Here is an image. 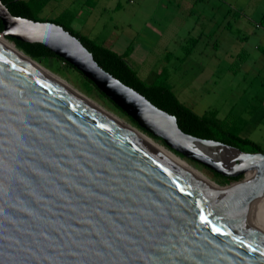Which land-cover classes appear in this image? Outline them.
<instances>
[{
    "label": "water",
    "instance_id": "water-1",
    "mask_svg": "<svg viewBox=\"0 0 264 264\" xmlns=\"http://www.w3.org/2000/svg\"><path fill=\"white\" fill-rule=\"evenodd\" d=\"M0 22L1 35L47 47L173 152L242 176L192 181L0 44V264H264V152L185 133L59 23L1 0Z\"/></svg>",
    "mask_w": 264,
    "mask_h": 264
},
{
    "label": "rangeland",
    "instance_id": "rangeland-1",
    "mask_svg": "<svg viewBox=\"0 0 264 264\" xmlns=\"http://www.w3.org/2000/svg\"><path fill=\"white\" fill-rule=\"evenodd\" d=\"M91 1L92 0H64L55 11L50 12L48 9L40 8L35 13V17L38 18V20L57 21L77 31V28L71 26L69 23V14L66 12L60 14V12L62 9L65 11L69 6L74 10L73 13H77L81 7H83V11L88 9L89 6H93ZM163 2L164 0H136V5L141 4L142 12H145L144 15L150 14L151 22L157 20L161 25V29L169 20L168 17L172 14H177L179 20L184 19L187 22H195L199 18L198 12H202L200 3L194 5L193 8L191 4L185 2L180 3L178 7L176 5V7L173 6L170 11L164 14ZM211 4L219 10L220 15L217 16L218 19L216 18L218 22H221L224 18L223 14L227 10L231 13L229 17L231 20L236 18L237 15H240L242 20L246 23V29H244V31L247 38H239L241 34L233 27L232 32H228L230 36L229 41L231 43L227 42L222 44L221 48L216 51L211 47L213 44L212 38H206V36H204L203 39L206 40V44H202V46H204L202 50L204 53H208V55H204L201 58H192V61L186 66L174 68L168 80L167 77L169 74L166 68V84L182 103L192 108L197 114L205 115L211 110H218L219 114L216 116L222 126L231 129L238 135H246V138L257 143L264 152V112L259 114L256 109V106L259 105L264 95V63L262 65L253 63L254 59L262 53V50L255 48L254 45L257 43L264 45V28L256 27V24H264V0H212ZM192 8L195 11L194 14L190 13ZM41 9L42 11L40 12ZM208 10L210 11V8H208ZM113 16L115 18L114 20L117 21H119L122 16L124 20L129 19L136 21V19L132 18L129 14H121L120 16L117 13ZM203 16L200 17V20H203ZM206 16L207 15H205V18H207ZM189 29L191 28H186L187 31ZM80 33L87 36V33ZM106 34V31L105 33H98V42H101ZM192 41L193 39L188 40L184 49L180 52L184 53L186 51L185 48H189V50L193 48L194 44ZM245 50L248 53L247 55L244 54ZM213 51L219 55V58L215 60L209 58L210 53ZM226 51L234 55L238 52L241 53L238 57H234V59L230 60L224 57ZM138 52L139 51H137L136 56L139 55ZM245 56L248 57V60L245 59ZM249 57L251 58L250 60ZM38 61L45 68L57 76H61L60 78L66 80L67 83L105 110L136 126V124H134L130 118L102 92L96 87L89 86L85 77L78 70L53 57L39 59ZM129 62L134 70L138 72L136 67V65H138V60L132 58ZM151 68L153 72H156L159 65L154 66L153 64ZM157 77L158 75L155 79ZM145 81L149 82V79H145ZM152 138L164 145L160 139L155 137ZM179 156L200 170L219 186H226L236 181L225 180L222 177L216 176L205 166L187 157Z\"/></svg>",
    "mask_w": 264,
    "mask_h": 264
},
{
    "label": "crops",
    "instance_id": "crops-1",
    "mask_svg": "<svg viewBox=\"0 0 264 264\" xmlns=\"http://www.w3.org/2000/svg\"><path fill=\"white\" fill-rule=\"evenodd\" d=\"M44 1V5L41 8L48 9V11L52 12L60 7V4L64 0ZM211 1L212 0H164V14L170 11L173 6L176 5L178 7L180 3L185 2L191 4V7L200 3L202 12H198L199 18L195 22H187L184 19L179 20L177 14H172L168 17L169 20L162 26V29L157 20L151 22L150 14L144 15L145 12H142V5H136V0H92L91 4L93 6H89L88 9L82 11L83 7H81L77 13H73L74 10L69 6V8L66 9L67 11H63L62 9L60 14L64 12L69 14V23L71 26L76 27L79 32L87 33V36L96 42H98L97 34L105 33L106 31V36L104 38L102 37L103 40L98 43L114 50L118 54L124 53L128 46L132 44V51L130 55L127 56L128 61L132 58L138 60V65H136L138 76L144 81L145 79H149L147 83H152L155 77L160 72L165 71L166 68L169 74L167 77L168 80L174 68L186 66L192 61V58L195 59V57L201 58L204 55L207 56L208 53H204L202 50L204 47L202 44H206V40L203 39L204 36H206V38H212L213 44L211 47L216 51L221 48L222 44L230 42L228 32H232L233 27L241 34L239 38H247L244 31V29H246V23L242 20L241 16L237 15L236 18L231 20L229 18L231 13L227 10L223 14L224 18L222 20L220 19L221 22H218L216 18L220 15L219 10L211 4ZM193 8L190 11L191 14L195 13ZM208 8H210V11ZM117 13L120 16L121 14H129L132 18H135L136 21L129 19L124 20L122 18L123 16L119 21L114 20L115 18L113 15ZM205 15H207V18H205ZM201 16H203V20H200ZM187 27L191 29L187 31ZM256 27L264 28V24H256ZM190 39H193V48L190 50L189 48H185L186 51L181 53L180 51L184 49L185 44ZM254 47L261 49L262 53L254 59L253 63L262 65L264 63V45L257 43ZM137 51H139L138 56H136ZM240 53L241 52H238L234 55L226 51L224 57L232 60L234 57H238ZM244 54H248L246 50ZM246 57L247 56H245V59L248 60V57ZM209 58L215 60L219 58V55L213 51L210 53ZM250 59L249 57V60ZM153 64L154 66L159 65L156 72L152 71L151 67H153ZM256 109L259 114L264 112V95L259 105L256 106ZM218 114L219 111L216 110V115ZM240 136L247 137L244 134H240Z\"/></svg>",
    "mask_w": 264,
    "mask_h": 264
},
{
    "label": "trees",
    "instance_id": "trees-1",
    "mask_svg": "<svg viewBox=\"0 0 264 264\" xmlns=\"http://www.w3.org/2000/svg\"><path fill=\"white\" fill-rule=\"evenodd\" d=\"M1 1L6 5L13 15L26 17L33 20H38V18L35 17V13L44 5L45 2L44 0ZM53 22L61 24L71 34L76 36L92 53L95 61L105 71L109 72L121 82L145 96V98H147L158 108L174 115L177 119L179 128L185 133L201 138L219 140L229 145L238 147L244 151H262L261 147L251 139L241 137L231 129L222 126L219 119L216 117V111L211 110L205 115H198L190 107L182 103L171 90V88L166 84L165 71L160 72L158 77L152 83H147L142 80L127 59V56H129L132 51V44L128 46L124 53L118 54L114 50L103 46L102 44L96 42L86 35L81 34L66 24L57 21ZM2 29L3 26L0 22V32ZM12 42L18 48L22 49L26 54L36 60L53 57L74 68L72 65L55 55L51 50L40 43H28L19 40H13ZM85 79L89 86L95 87V85L90 80L87 78ZM130 120L134 123L131 118ZM213 173L225 180H239L242 178V176L234 178L224 177L215 172Z\"/></svg>",
    "mask_w": 264,
    "mask_h": 264
},
{
    "label": "bare ground",
    "instance_id": "bare-ground-1",
    "mask_svg": "<svg viewBox=\"0 0 264 264\" xmlns=\"http://www.w3.org/2000/svg\"><path fill=\"white\" fill-rule=\"evenodd\" d=\"M0 44L15 53L16 55L20 56L27 62L31 63L38 69L42 70L46 75H48L52 80H54L58 85L62 88L70 92L71 94L77 96L82 101L102 113L112 122L116 123L119 127L133 136L135 139L140 141L142 144L149 147L152 151L156 154L161 156L171 165H173L177 170L183 173L187 178L191 179L194 182L204 183L211 188H219V185L202 173L200 170L192 166L189 162L185 159L174 153L172 150L164 146L163 144L155 141L151 136L147 133L139 129L138 127L132 125L131 123L127 122L126 120L121 119L117 115L105 110L103 107L92 101L90 98L83 95L80 91L75 89L72 85L63 80L56 74L52 73L50 70L45 68L38 60L30 57L26 54L22 49L18 48L11 40L5 38L3 35L0 34ZM255 221L260 228V230L264 233V194L262 195L255 214Z\"/></svg>",
    "mask_w": 264,
    "mask_h": 264
}]
</instances>
